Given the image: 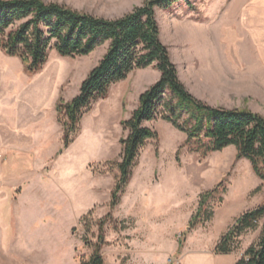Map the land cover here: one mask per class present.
Returning a JSON list of instances; mask_svg holds the SVG:
<instances>
[{
  "label": "rangeland",
  "instance_id": "374dc122",
  "mask_svg": "<svg viewBox=\"0 0 264 264\" xmlns=\"http://www.w3.org/2000/svg\"><path fill=\"white\" fill-rule=\"evenodd\" d=\"M45 1L108 18L144 2ZM246 1L176 0L157 10V20L191 93L214 106L264 115V79L256 49L242 35L249 24L238 13ZM107 47L76 57L52 49L43 68L28 73L22 60L0 45V264H81L92 253L98 220L109 212L106 264H234L258 240L260 227L247 231L235 252L218 254L215 246L238 216L264 203V181L249 160L237 158L235 146L212 151L208 140L188 141L162 118L145 122L158 136L141 149L111 210L121 139L127 135L122 121L160 78L155 65L111 86L64 148L58 100L78 94ZM217 186L205 206L212 218L188 229L200 195Z\"/></svg>",
  "mask_w": 264,
  "mask_h": 264
},
{
  "label": "trees",
  "instance_id": "16d2710c",
  "mask_svg": "<svg viewBox=\"0 0 264 264\" xmlns=\"http://www.w3.org/2000/svg\"><path fill=\"white\" fill-rule=\"evenodd\" d=\"M174 1L144 0L130 12L108 18L55 1L0 0L1 48L7 55L19 57L28 73L43 68L52 49L61 56L76 57L108 44L103 57L82 81L78 94L69 101L62 97L58 100L56 110L63 127L64 148L74 141L83 115L93 103L107 97L111 86L136 69L155 65L160 71V78L141 93L131 117L122 121L127 135L121 139L111 210L120 202L141 149L158 136L145 122L158 118L185 132L188 141L208 140L209 150L235 146L237 158L249 160L264 181V115L247 108L211 105L191 93L180 79L169 49L160 38L157 20V10L168 8ZM218 189L219 186L200 195L188 229L212 218L213 213L207 212L205 206ZM112 217L109 212L98 220L92 253L82 258L81 264H106L102 249L107 244L105 227ZM258 227V240L246 248L235 264H264V203L238 216L218 241L215 252L230 254L239 250L243 234Z\"/></svg>",
  "mask_w": 264,
  "mask_h": 264
},
{
  "label": "crops",
  "instance_id": "0c3cea01",
  "mask_svg": "<svg viewBox=\"0 0 264 264\" xmlns=\"http://www.w3.org/2000/svg\"><path fill=\"white\" fill-rule=\"evenodd\" d=\"M238 13L243 18L242 20L249 24V26L247 25V32L242 35L248 39L247 44L252 45L256 49L259 64L258 70L262 72L261 77L263 76L264 79V0H247L242 3ZM240 256L238 255L235 261Z\"/></svg>",
  "mask_w": 264,
  "mask_h": 264
}]
</instances>
